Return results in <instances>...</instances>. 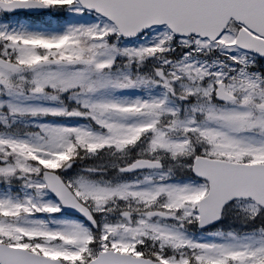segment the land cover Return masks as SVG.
<instances>
[{"label": "snow or ice", "instance_id": "1", "mask_svg": "<svg viewBox=\"0 0 264 264\" xmlns=\"http://www.w3.org/2000/svg\"><path fill=\"white\" fill-rule=\"evenodd\" d=\"M0 264H264V0H0Z\"/></svg>", "mask_w": 264, "mask_h": 264}]
</instances>
